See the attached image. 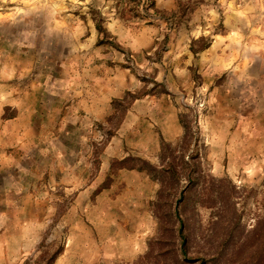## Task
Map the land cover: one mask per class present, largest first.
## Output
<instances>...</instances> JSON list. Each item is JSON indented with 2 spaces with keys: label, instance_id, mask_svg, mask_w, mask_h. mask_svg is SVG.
<instances>
[{
  "label": "rangeland",
  "instance_id": "obj_1",
  "mask_svg": "<svg viewBox=\"0 0 264 264\" xmlns=\"http://www.w3.org/2000/svg\"><path fill=\"white\" fill-rule=\"evenodd\" d=\"M175 1L0 0V158L40 164L0 178L4 192L27 194L15 213L0 204V264H264V0ZM117 17L164 22L156 50L120 45L107 28ZM97 25V46L141 88L114 103L101 139L72 132L70 157L47 142L25 153L15 144L33 124L64 137V65L81 61ZM180 29L194 54L182 65L165 58ZM147 95L162 99L152 133L121 137L105 159L133 99ZM65 160L82 166L54 175L48 165Z\"/></svg>",
  "mask_w": 264,
  "mask_h": 264
},
{
  "label": "crops",
  "instance_id": "obj_2",
  "mask_svg": "<svg viewBox=\"0 0 264 264\" xmlns=\"http://www.w3.org/2000/svg\"><path fill=\"white\" fill-rule=\"evenodd\" d=\"M175 3V0H156V7L159 6L160 8L171 10ZM112 22H107L108 31L117 38L120 45L135 53L146 52L150 54L154 52L157 48L156 39L163 36L162 34L165 32L164 22H154L152 25H147L141 21H125L120 17L113 19ZM237 33H239L238 36L241 39L243 36L242 32H234V34ZM101 35L97 31H91L83 47L85 53L82 54L81 61L71 66L64 65V75L66 77L64 85L66 90L62 98L65 101V106L59 111L60 114L64 112L66 115L67 127L63 129V135H59L64 137L57 139L53 135L48 136L47 139L44 129L33 124L30 126V129L25 128L16 141L17 144L15 146L19 149H22L26 153L29 150L39 149L42 143L47 142L50 148L56 151H64L63 153H56V157L63 156L64 159L68 158L71 155L67 151L71 150V148L65 146V139H69L74 133H79L82 140L101 139L102 136L99 137L101 130L98 131V125L107 124L116 114L117 109L114 103L124 102L127 93L141 88V83L129 69L123 68L113 61L116 55H113L111 52L110 54L105 53L106 50L103 47L97 46ZM176 35L175 40H172V44L167 48L168 52L167 54L165 53V58L175 59L178 65H182L185 62H193L194 54H192L187 46V41L189 40L185 36L186 32L180 29L176 31ZM227 47L229 45H225V48ZM181 55H185L186 57L183 56L181 58ZM196 55L197 57L199 56L198 54ZM238 59H240V68H242L243 56L240 54ZM231 61L236 62L237 58ZM157 66V64H153V68H158ZM162 68L158 69L159 78L160 74L161 77L163 76ZM179 74L183 75V70ZM160 102H162V99L158 100L156 97L149 95L133 99L125 113V118L121 122L119 131L111 138L105 149V159L115 157L121 153L122 148L119 143L121 137H124L128 141L127 135L137 130L135 133L141 135L139 141H142L145 134L152 133L151 121L153 113ZM167 111L168 107L165 105L163 112L167 113ZM33 116H35V113ZM175 130H178L176 126ZM79 143L83 145L87 141H79ZM76 156L79 157V155ZM65 161L61 163L62 165L57 161L48 165L51 167L54 175L57 172L71 175L82 166H78L76 162L75 164H70L67 160ZM32 165H36V167L40 166L39 163L37 164L34 161L26 164V161H20L12 154H5L0 158V178L5 173L7 179L11 182L12 177L18 170L22 171L24 169L31 173L34 167ZM84 172L85 170L83 169L80 171V174ZM54 180L56 183L58 182L56 178ZM77 182L69 183L68 188L72 189V185H76ZM74 187L77 188V186ZM78 187L79 190L82 189L86 193L89 192V187L87 186L82 187L78 185ZM25 199H27V194L23 191L6 193L2 185H0V204H5L9 208L14 207L13 210L9 209L10 212H17V207L23 204ZM1 212L4 213L5 211Z\"/></svg>",
  "mask_w": 264,
  "mask_h": 264
},
{
  "label": "trees",
  "instance_id": "obj_3",
  "mask_svg": "<svg viewBox=\"0 0 264 264\" xmlns=\"http://www.w3.org/2000/svg\"><path fill=\"white\" fill-rule=\"evenodd\" d=\"M97 30H98L99 33H101V34H103V33L105 32L104 29H103V27H102L101 25H97ZM208 47H209V44L206 45V46H204L203 49H202L200 52L206 50ZM194 53L198 54V52H196V51H194ZM127 96H129V95L127 94ZM137 98H138V97H135V99H137Z\"/></svg>",
  "mask_w": 264,
  "mask_h": 264
}]
</instances>
